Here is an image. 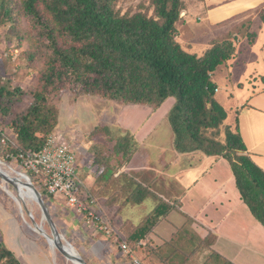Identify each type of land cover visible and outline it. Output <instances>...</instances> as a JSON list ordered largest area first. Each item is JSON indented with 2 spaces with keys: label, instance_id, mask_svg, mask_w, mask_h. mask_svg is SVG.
I'll return each instance as SVG.
<instances>
[{
  "label": "trees",
  "instance_id": "1",
  "mask_svg": "<svg viewBox=\"0 0 264 264\" xmlns=\"http://www.w3.org/2000/svg\"><path fill=\"white\" fill-rule=\"evenodd\" d=\"M118 2L0 0V27L11 25L9 34L18 39L25 67L37 74L27 96L30 101L20 111L13 108L20 102L19 96L26 97L27 93L0 86V153L15 157L41 151L47 137L55 134L59 120L56 101L63 92L153 109L173 98L167 120L175 150L225 159L242 201L264 227V172L245 154L237 126L225 124L227 113L216 99L218 89L213 82L216 72L233 58L239 32L213 41L199 57L188 53L176 39L184 9L182 0H148V8L135 13H121ZM258 16L264 25V9ZM23 21L29 30L21 33ZM246 37L253 43L255 34L247 33ZM7 132L13 137L9 138ZM117 149L123 162L113 178L123 184L122 189L131 190L130 197L137 196L134 202L147 204L151 200L156 204L131 234L121 237L136 251L176 203L163 200L125 172L137 151L132 135L121 137ZM101 153L95 155L104 165L103 176L111 165ZM37 189L48 205L49 195ZM0 264H21L1 234Z\"/></svg>",
  "mask_w": 264,
  "mask_h": 264
},
{
  "label": "rangeland",
  "instance_id": "2",
  "mask_svg": "<svg viewBox=\"0 0 264 264\" xmlns=\"http://www.w3.org/2000/svg\"><path fill=\"white\" fill-rule=\"evenodd\" d=\"M182 1L184 9L181 13L182 19L177 23L176 39L188 53L200 57L213 41L239 32L233 58L226 62L225 66H222V69L213 76L214 83L221 88L217 97L218 100L220 101L221 97L233 93L236 95L251 93L252 89L257 90L262 84L264 85L262 80L264 76V25L258 16V13L264 9V0ZM147 8L148 0H119L117 4V9L121 13H135L145 11ZM149 13L151 14V11ZM10 27V24L0 27V86H5L10 91L19 88L27 93L26 97L19 96L20 102L18 101L13 108L15 111H20L30 101V96H27L29 91L34 88L37 74L36 70L25 67L24 59L20 57L21 49L18 47V39L15 35L9 34ZM28 30L29 25L25 21L21 22L19 32H27ZM15 32L13 31V33ZM247 33L255 34L253 43H249L246 37ZM173 102L174 99L169 98L160 106L161 108L154 110L146 105L123 106L93 96H76L71 92L61 93L56 101L59 120L55 128V135L59 140L74 148L79 178L84 179L91 186L93 183L97 185V182H106L96 188L97 192L91 188L90 194L93 197L95 195L94 198L99 204L100 211L109 223L113 221L108 215L111 210L114 211L113 215L118 216L120 222H128L126 224L124 222V226L118 227L125 236L131 234L138 227L151 207L156 204L151 200L147 204L134 202L137 200V196L130 197L128 191L131 190L122 189L123 184L117 181L115 177L113 178L115 172H120V164L123 162V157L117 153L119 151L117 145L120 143L121 137L125 138L126 134L133 136L132 133L136 132L137 129L141 130L139 131L141 132L140 136H145L148 132H152L149 130L151 127L162 123L160 128L155 129L154 137L145 144L150 149V153L146 152L145 147H140V136H133L137 143V151L129 161L127 171L135 182L140 183L138 181L139 174H145L146 169L151 164L157 166L158 161L165 160L164 164H160V168L156 170L157 167H155L151 170V173H154L151 190H154V186L156 187L158 184L162 187L161 189L164 188L163 192L167 198L171 196L175 187L181 189L183 186L179 182L177 185H173L174 181L170 180L179 178V176L193 170L191 169L193 168V161H188L193 153L179 154L172 147L171 128L168 124L167 112L170 108L169 105ZM227 103L228 100L225 99V104ZM149 117L150 120L147 123ZM144 123L145 125L141 129L140 126ZM137 124L140 125L136 126ZM7 133L9 138L13 137L12 134ZM158 151L163 153L162 158H158ZM100 152L111 165V169L103 176L98 172V170L102 171L103 169L99 167L100 165L96 161V159L99 160V156L95 155ZM10 158V155L0 153V161L4 164L5 172L11 177H17V173H24L28 176V173ZM129 168L132 169L131 172ZM97 176L99 177L97 178ZM7 191L13 194L16 192L11 184L0 179V234L5 245L14 252L17 258L19 257L21 264H66V261L68 264H72L56 249V251L52 250L46 243L47 241L38 233L32 231V218L35 217L37 225H41L45 231L47 230V233L51 234L47 222L42 221V211L38 204L26 199L20 207L13 198H10ZM38 191L43 198L42 191ZM49 197V204L46 205L49 207V214L58 232L64 236L62 243L69 242L73 246L72 243L76 240V237L73 236L74 229L70 221L68 223L67 220L63 221L61 220L63 218H58L56 214L60 212H58L57 207H52L55 199L52 196ZM189 227L186 226L184 231H187L186 229ZM184 231L181 230L176 233L183 235L185 234ZM186 233L190 234L188 231ZM100 234L105 235L104 233ZM202 234L204 233L200 235ZM110 238L115 237L111 236ZM172 239L173 237L170 240ZM174 245L175 240L171 244H167L162 249L161 254L156 255L157 258L153 256L150 264H179L184 262L185 259L178 252H171V246ZM141 246L138 244L137 252L140 251ZM205 251L206 249L202 247L193 256L190 264H200L202 262L201 254L203 255ZM170 252L171 254L168 255ZM138 256L141 258L143 255L139 253ZM83 260L90 264L87 259L83 258ZM143 263L146 264V262ZM213 264H222V262L216 258L213 259Z\"/></svg>",
  "mask_w": 264,
  "mask_h": 264
},
{
  "label": "crops",
  "instance_id": "3",
  "mask_svg": "<svg viewBox=\"0 0 264 264\" xmlns=\"http://www.w3.org/2000/svg\"><path fill=\"white\" fill-rule=\"evenodd\" d=\"M216 87L218 89L216 99L218 100L221 88L217 84ZM233 94L218 100L227 113L225 124L232 128L237 126L246 147L245 154L264 172V85L262 84L257 90L252 89L251 93ZM225 99L228 100L227 104H225ZM173 105L174 102L169 105L167 115ZM149 120L150 117L147 119V123ZM161 124L158 123L156 126L154 124L155 127L149 129L152 132H148L145 136H140L141 132L139 131L141 130L138 129L132 133L133 136H140V147H145L148 153H150V149L145 144L154 137L155 129L160 128ZM144 125L145 123L140 126L141 129ZM171 140L174 148L172 129ZM162 154L158 151V158H162ZM188 161H193V168H191L193 170L179 178L170 180L174 181L173 185L181 183L183 185L181 189L175 187L168 198L163 192L164 188L161 189L162 187L158 184L156 187L154 186V190H151L163 200L175 202L176 206L139 243L142 246L140 251H133L134 256L139 259L138 254L141 253L143 256L139 262L150 264L153 256L157 258L156 255L161 254L162 249L175 240V245L171 246V252H178L185 259L179 264H190L193 256L202 247L206 251L203 255L201 254L202 262L200 264H213V259L216 258L226 264H264V227L253 217L247 205L242 201L228 162L223 158L208 157L198 151L193 152ZM158 162L157 166L151 164L148 168L146 167L145 174H139L138 181L144 187L148 186L151 189V182L154 180L152 178L154 173L152 174L151 170L155 167H157L156 170L160 168V164H164L165 160L162 159ZM97 163L100 168H104L99 160ZM128 167L127 165L125 172L131 176L127 171ZM129 169L131 172L132 169ZM102 171L98 170L99 174ZM79 179L89 193L91 188L97 192L96 188L102 184V182L96 181L97 185L93 183L91 186L84 179ZM54 199V204L51 205L53 208L57 207L58 212L61 213L56 215L58 218H63L61 219L63 221L67 220L68 223L70 221L74 229L73 236L76 237V240H72V244L80 258L87 259L90 264H133L132 260L125 257L118 247L122 241L121 237L124 236L118 227H122L128 222H120L118 216L113 215L114 211L111 210V214L108 212L109 217L113 219L111 225L114 226L117 234L115 238L111 239L83 224L81 217L77 216L72 209L66 208L61 198ZM94 199L96 200V198ZM47 208L49 211L48 206ZM188 220L191 221V225L186 230L190 234L184 231ZM181 230L185 234L176 233ZM201 233L204 234L200 235ZM213 236V242L209 246L208 242L212 240ZM172 237L173 239L170 240ZM160 247L162 249L159 252L156 249ZM48 260L47 257V262Z\"/></svg>",
  "mask_w": 264,
  "mask_h": 264
},
{
  "label": "built area",
  "instance_id": "4",
  "mask_svg": "<svg viewBox=\"0 0 264 264\" xmlns=\"http://www.w3.org/2000/svg\"><path fill=\"white\" fill-rule=\"evenodd\" d=\"M11 158L31 175L30 179L25 174L36 189H43L53 198H61L64 206L81 217L82 223L87 227L108 237L115 234L111 223L106 220L96 200L78 177L77 157L71 145L59 140L55 134H50L41 151ZM118 247L133 264H141L124 241Z\"/></svg>",
  "mask_w": 264,
  "mask_h": 264
},
{
  "label": "water",
  "instance_id": "5",
  "mask_svg": "<svg viewBox=\"0 0 264 264\" xmlns=\"http://www.w3.org/2000/svg\"><path fill=\"white\" fill-rule=\"evenodd\" d=\"M0 179L2 181H5L9 184L14 185V179H9V177H7V175L0 169ZM25 186L29 187L34 196L36 197L35 201L38 204L39 208L42 211V216L44 217L45 221L47 222L49 228H50V232H51V239L54 243V247L55 249L64 257L66 258L68 261L71 262H75L77 264H87L82 258L79 257V255L73 254L71 251H69V249L67 248V244L62 243L60 234L57 230V227L55 225V223L53 222V220L51 219V216L49 214L48 208L42 198L41 193L33 186V184L30 182L29 178L27 176H25ZM28 213V211H27ZM30 215V213H29ZM32 225L34 227H38L39 232H43V230L39 227V225H37V223L35 222V220L32 218ZM45 235V233L43 234ZM45 239H49V237H47V235H45Z\"/></svg>",
  "mask_w": 264,
  "mask_h": 264
},
{
  "label": "bare ground",
  "instance_id": "6",
  "mask_svg": "<svg viewBox=\"0 0 264 264\" xmlns=\"http://www.w3.org/2000/svg\"><path fill=\"white\" fill-rule=\"evenodd\" d=\"M4 164L0 161V169L7 175V177H9V179L11 180V179H14V185H12L13 186V188H15V190H16V192H15V194H13V193H10L9 191H7V193L9 194V196H10V198H13L14 200H15V202H17V204L20 206H22L24 203H25V201H26V199H29V200H31V201H33V202H35L36 203V201H35V199H36V197L34 196V194H33V192H32V190L29 188V187H27V186H25V174H23V173H17V177H11L7 172H5V170H4ZM12 170V169H11ZM16 174V173H15ZM5 184V183H4ZM6 186V185H5ZM16 204V203H15ZM20 206V207H21ZM39 213V212H38ZM24 214V213H23ZM34 214V213H33ZM31 216V215H30ZM39 216V215H38ZM38 216L36 217L37 219H38ZM22 217V216H21ZM25 217V216H24ZM42 218V221H44L45 222V219H44V217L42 216L41 217ZM22 219V218H21ZM34 220H35V217H34ZM46 223V222H45ZM39 227L43 230V232H39V229H38V227H34V226H32V231H34V232H36V233H38L42 238H44L45 239V235H47V237H49V239H45V241H47L46 243H48V245L51 247V249L52 250H55V247H54V243H53V241H52V239H51V235L49 234V233H47L44 229H43V227L41 226V225H39ZM45 227V226H44ZM45 233V235H43ZM60 234V233H59ZM60 237H61V240L63 241L64 240V236L62 235V234H60ZM66 243H68L67 244V248L69 249V251H71L73 254H78V252L75 250V248L69 243V242H66ZM56 251V250H55ZM59 254V253H58ZM58 254H57V256H58ZM59 259V258H58ZM60 261V260H59ZM69 262H71V261H69ZM58 263V262H57ZM72 264H77V263H75V262H71ZM66 264H68L67 263V261H66ZM70 264V263H69Z\"/></svg>",
  "mask_w": 264,
  "mask_h": 264
},
{
  "label": "clouds",
  "instance_id": "7",
  "mask_svg": "<svg viewBox=\"0 0 264 264\" xmlns=\"http://www.w3.org/2000/svg\"><path fill=\"white\" fill-rule=\"evenodd\" d=\"M217 92V91H216Z\"/></svg>",
  "mask_w": 264,
  "mask_h": 264
}]
</instances>
